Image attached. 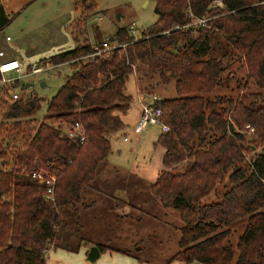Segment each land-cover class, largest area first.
Here are the masks:
<instances>
[{
  "label": "trees",
  "instance_id": "16d2710c",
  "mask_svg": "<svg viewBox=\"0 0 264 264\" xmlns=\"http://www.w3.org/2000/svg\"><path fill=\"white\" fill-rule=\"evenodd\" d=\"M156 10L157 20L140 36L122 25L112 36L121 43L108 47L86 35L42 59L74 66L49 99L44 119L34 117L43 100L37 92L14 98L2 87L0 264H47L51 247L78 250L90 240L84 217L98 202L93 181L108 163L111 136L125 124L119 111L131 106V73L144 96L172 82L177 92L155 102L170 129L158 136L166 147L164 167L151 190L181 216L174 224L179 249L168 261L264 264V2L156 0ZM190 10L208 16V23L190 24ZM11 15L0 3L1 27ZM80 30L74 31L78 40ZM237 57L239 69H246L241 78L232 69ZM231 78L250 94L236 96ZM252 81L263 90L254 91ZM216 88L221 91L211 94ZM76 121L83 123V141L66 134ZM39 169L57 176L51 197L47 183L33 175ZM212 192L217 198L209 200ZM245 216L234 243L233 225ZM99 245L142 259L130 248Z\"/></svg>",
  "mask_w": 264,
  "mask_h": 264
},
{
  "label": "rangeland",
  "instance_id": "374dc122",
  "mask_svg": "<svg viewBox=\"0 0 264 264\" xmlns=\"http://www.w3.org/2000/svg\"><path fill=\"white\" fill-rule=\"evenodd\" d=\"M76 8L79 10L76 11ZM72 11L76 16L78 15L75 20L86 15L89 17L80 19L79 21L82 22L78 24L68 25L67 32L64 31L66 32L64 35L61 32V35L57 36V40L59 39L60 42L55 44L50 35L53 30L52 25H56L55 18L57 17L59 20L63 16L68 17ZM35 15L37 18H34V21L28 20L24 16L14 18V15H11V21L3 27L0 26V50L8 51L11 48L10 41L11 43H20L19 49L22 53L18 51V54L20 59L24 60V62L22 61L24 72L27 71L31 63L61 51L57 48H60L59 46L63 41V44L69 40L76 45L78 42H82L87 35L94 43H99L101 39L107 42V46H111L114 43H121L118 40L112 42V36L119 26L134 23L135 34L140 36L142 31L153 25L158 18L156 0H81L79 2L78 0H47V5L41 7V10L39 9ZM80 27L83 31L80 30V39L78 40L74 31L79 30ZM56 32L60 34L58 30ZM7 35H10L12 40L8 41ZM46 37L50 38L51 42L47 41ZM45 61L47 59L40 61V63H45ZM240 62V57H237L232 66V69H237L238 76L236 78H241L242 74L246 73V69H239ZM73 69L74 66L68 62L51 67L49 69L50 77L45 86L41 84L39 73H30L17 79L9 78L11 75H17V71L14 70L6 73L7 81H3V75L0 74V93L4 94V91L1 90L3 87L5 90H9L6 96L10 97L15 89L21 90L24 83L30 84L31 89L26 92L24 97L31 92H37L43 98L41 107L34 114L37 120H42L47 114L49 99L56 94L67 75L73 72ZM231 80L232 78L230 82H232ZM1 82L4 83V86H1ZM232 83L236 96L250 92L249 88L244 85L238 86L237 80ZM251 83L254 91L263 90L256 82L252 81ZM126 91L133 95L132 106L136 102L139 103L141 97L135 73L130 74ZM220 91L216 88L211 94ZM155 93L160 97L177 94L174 82L167 89L164 85L160 86ZM132 106L126 111H119L121 116L127 115L129 124L125 123L111 136L112 151L107 157L108 163L101 170L98 178L93 181V191L98 194V205L94 206L93 211H97L87 214L84 217V222L90 221L92 224V216H96V220L98 219L95 224L96 227H92L91 231L87 229L88 232H93L94 236L109 234L112 243L122 248H130L142 259L133 255L129 257L125 252L115 250L118 254H114L113 257L106 256L105 261L108 263L103 260L104 256L95 262L86 259H83V262L86 264H164L165 262L166 264H207L197 261L187 263L176 258L168 261L172 254L179 249L180 230L174 224H180L181 216L176 208L163 207V203H157L156 196L151 190L152 181L150 178H155L164 167L166 147L158 142V136L163 129L160 124H150L140 131H134L135 108H131ZM1 121L2 116L0 115ZM127 134L129 139H125ZM249 137L251 138V136ZM258 142L260 143V138ZM260 148L261 146L255 147L257 150ZM114 165H117L120 170L113 168ZM219 188L221 192H224V186L220 185ZM128 192L129 195H125ZM126 198H130L128 206L131 207V211L127 213L128 210H126V214H122L119 209V213L114 211L112 202H117L115 203L117 207L119 201ZM215 198H217L215 192L208 196L209 200ZM109 202L112 208L109 207ZM109 209L110 212H108ZM247 220L248 217L245 216L233 225L232 240L234 243L237 242L243 232ZM141 226L148 227L147 234L139 229ZM131 229L137 230L134 232L135 235L142 236H135ZM87 231L83 232L88 233ZM141 242L142 245L145 244V247L142 251H137L136 245Z\"/></svg>",
  "mask_w": 264,
  "mask_h": 264
},
{
  "label": "crops",
  "instance_id": "0c3cea01",
  "mask_svg": "<svg viewBox=\"0 0 264 264\" xmlns=\"http://www.w3.org/2000/svg\"><path fill=\"white\" fill-rule=\"evenodd\" d=\"M79 1H81V0H78V2ZM0 3L3 4V6H4V8H5L7 13L14 15V18L24 16L28 20H33L34 21V18H37V16L35 14L38 13L39 9L41 10V7H45L47 5V0H0ZM77 8H76V11L79 10ZM23 14H27V15H23ZM30 14H31V16H29ZM77 16L72 11L68 15V17H64L63 16L59 20H57V17L55 18L54 21H56L55 22L56 25H52L53 26V30H52L53 34L52 33L50 34L52 36V38H53L52 42H55V44L60 42L59 39L57 40V36H60L61 32L64 35L67 32L68 25H72L74 23L75 19L77 18ZM56 30H58V32L60 34H58L56 32ZM64 31H66V32H64ZM8 36L9 35H7V37ZM51 36H50V38H51ZM47 38L48 37H46V40L51 42L50 38H48V39ZM7 40L8 41L12 40V37L10 39L7 38ZM63 42L59 46L60 48H57V49H61V51H63V50L72 48L75 45V44H72V42H69V40H66L65 44H63ZM9 44H10L11 48L8 49V51L5 52V50H3V49L0 50V62L5 60V59H8V58H19L20 59V55L18 54V51H20L22 53V51L19 49V45H21V44L18 43V42H12L11 43V41H10ZM1 51H3L4 53L2 54ZM23 57H25V55H23ZM21 61L24 62V60H21ZM22 65L24 66V64H22ZM1 86H4V83L1 82ZM142 94L143 93L139 94L141 98H142L143 95H145V93L143 95ZM141 98L139 100V103L136 102V103L133 104V106H132V103H131V106H132L131 108H135L134 109V111H135L134 123L137 121V119H138V117L140 115V112H141V106H142L141 105ZM126 116L122 115V118L125 117L124 118L125 123L129 124ZM123 170H125V169H123ZM158 175H159V173L157 174V176H155V178L150 177L151 181H152L151 183H153L157 179ZM125 195H129V192L127 194L125 193ZM129 199L130 198H126V199L120 200L119 203L117 204V207L115 205V203H117V202H112V206L114 207V211H117V213H119L120 212V211H118V209H119V210H121L122 214H126L125 211L128 210L127 213H129L131 211V207L128 206L129 201H130ZM156 200H157V203H159V202L162 203V201L160 199H158L157 197H156ZM97 205H98V203H96L94 206H97ZM112 206L110 205V202H109V207L112 208ZM157 206H159V205H157ZM93 208L94 207L91 208L89 213L97 211V210L93 211ZM108 212H110V209H109ZM85 217H86V215H85ZM96 218H97L96 216L95 217L92 216V221H93L92 224L90 223V221L89 222L88 221L85 222L86 223L84 225L85 231H87V229L91 231L92 227H96L95 224L98 221V219L96 220ZM160 222H162V221L160 220ZM139 229L142 230L145 234H147V232H148V227L146 228V227L141 226ZM131 230H132V232L134 234V232H136L138 230V228H137V230L136 229H131ZM88 233H89L90 240H92V241L88 240V242H86V240H84L78 250H70V249H67V248H64V247H51L48 250V252H47V264H86L85 262H83V259H86L87 261H91V260H88L87 255H88V252L90 250V246L92 244H94V243H97V244H99V243H105V244L106 243H112L110 241V237L111 236H109V234H105L104 233L101 236H98V235L94 236L93 232H88ZM135 236H142V235H135ZM138 246H141L143 248V247H145V244L142 245V242H141ZM111 250H113V251H111ZM115 250L118 251L119 249L108 248L107 250H102L101 255L98 257V259L96 261L100 260V258L102 256H104V259H103L104 261H105L106 256H112L113 257L114 254H118V252H116ZM119 251H122V250H119ZM125 253L129 257H130V255H133V254H130L128 252H125ZM133 256H135V255H133ZM92 262H95V261H92ZM193 262H196V261H193ZM197 262H200V261H197ZM106 263H108V262H106Z\"/></svg>",
  "mask_w": 264,
  "mask_h": 264
},
{
  "label": "built area",
  "instance_id": "2783aa9c",
  "mask_svg": "<svg viewBox=\"0 0 264 264\" xmlns=\"http://www.w3.org/2000/svg\"><path fill=\"white\" fill-rule=\"evenodd\" d=\"M220 1V0H216ZM263 1L264 0H260ZM189 15L193 17L190 24H207L208 23V16H197L194 14L192 10H190ZM131 30L135 33V25L134 23L130 24ZM8 39L11 38L9 35L7 37ZM110 47V46H108ZM3 54L4 52L1 51ZM56 64L52 63L50 60L45 61V63H40V61H35L31 63L27 69V71H23V65L22 61L19 58H8L0 62V72L3 75V81H7V75L6 73L17 71V75H11L9 78L17 79L21 78L24 75L30 74V73H40L45 69H50L51 67L55 66ZM31 89V85L24 83L21 90H14L12 92V96L14 98L22 97L26 94V92H29ZM150 97V99H149ZM160 96L156 93L150 94L149 96H142L141 98V112L137 119V121L133 125L134 131H140L144 129L145 127L149 126L150 124H160L162 126V129L164 131H167L170 129L169 123H167L163 117L164 114V108L161 105H157L155 102L158 100ZM250 129V131H254V126H251L250 124L247 125ZM66 134H68L70 137H80V139L83 141L86 138V132L83 126V123L80 121H76L71 127L65 128ZM125 139H129V135H125ZM33 175L38 178L41 182L47 183V197H51L55 190V183L57 176L55 174H52L50 172H47L44 169H39L33 172Z\"/></svg>",
  "mask_w": 264,
  "mask_h": 264
},
{
  "label": "water",
  "instance_id": "95a60500",
  "mask_svg": "<svg viewBox=\"0 0 264 264\" xmlns=\"http://www.w3.org/2000/svg\"><path fill=\"white\" fill-rule=\"evenodd\" d=\"M49 69H45L39 73V79L41 80V84L43 86L47 85V80L49 79ZM102 250L99 244L94 243L90 246V250L88 252L87 258L91 261H96L98 257L101 255Z\"/></svg>",
  "mask_w": 264,
  "mask_h": 264
}]
</instances>
